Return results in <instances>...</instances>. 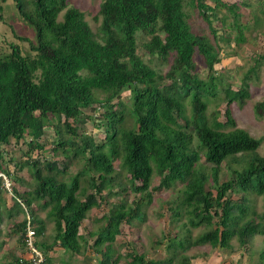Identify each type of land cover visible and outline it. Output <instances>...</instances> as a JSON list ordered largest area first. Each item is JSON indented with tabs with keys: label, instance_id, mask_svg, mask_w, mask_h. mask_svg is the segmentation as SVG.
<instances>
[{
	"label": "trees",
	"instance_id": "1",
	"mask_svg": "<svg viewBox=\"0 0 264 264\" xmlns=\"http://www.w3.org/2000/svg\"><path fill=\"white\" fill-rule=\"evenodd\" d=\"M13 1L17 15L32 28L34 40L16 34L28 41V51L23 52L14 42H9L6 51L0 50V172L11 180L20 179L6 169L4 145L10 139L23 140L25 158L19 165L30 167L33 184L21 194L11 188L10 195L22 210L35 205L29 213L35 237L43 230L36 211L46 210L45 218L53 223L54 243L78 252L87 245L85 235L95 234L91 246L101 254L99 264H118L122 255L114 257L112 247L116 237L127 236L123 227L143 217L142 207L150 203L152 189L169 188L176 181L183 185L181 204L190 224L207 226L194 244L228 249L230 239L236 236L238 250L246 251L252 235L264 237V211L238 224L247 210L246 194L264 195V156L257 151L264 134L251 136L235 126L231 116V103L243 104L249 96L245 78L236 89L224 87L214 68L221 59L213 26L219 7L233 13L236 40L243 39L236 3L102 0L95 34L83 12L67 0ZM187 7L197 9L213 43L208 36L192 31ZM138 32L150 36L143 44L146 53L170 59L165 73L156 71L137 54ZM196 51L207 69L204 78L196 72ZM125 91L129 96L123 99ZM219 99L226 104L224 121L213 113L206 114L208 104ZM85 108L101 109L96 127L104 134L99 142L91 134L78 131L87 118ZM253 108L257 115H264V100ZM46 127H51L57 137L53 152L59 150L65 158H82V167L68 181L59 178L67 166L64 159L41 156L38 151L36 156L30 155L43 148L39 139ZM118 159L130 189L137 195L129 203L124 197L113 203L107 199L124 191L122 183L119 190H113L118 175L113 162ZM201 159L210 165L209 174ZM226 162L239 167L229 166L228 177L220 180L219 168ZM154 175L158 177L156 185L151 184ZM80 178H85L87 190L80 186ZM103 204L107 211L96 219L101 224L91 231L84 224L88 212ZM25 226L26 217L13 224L23 246ZM35 244L45 258L36 238ZM119 245L129 249L130 253L123 255L125 260L129 258L127 264L156 263L135 251L128 238ZM258 256L256 263L248 264H264V251ZM190 259L181 256L178 263L189 264Z\"/></svg>",
	"mask_w": 264,
	"mask_h": 264
},
{
	"label": "rangeland",
	"instance_id": "2",
	"mask_svg": "<svg viewBox=\"0 0 264 264\" xmlns=\"http://www.w3.org/2000/svg\"><path fill=\"white\" fill-rule=\"evenodd\" d=\"M102 0H67L68 4L78 8L83 12L85 20L88 22L93 33L97 34L100 23L99 5ZM206 3L213 5V0H205ZM226 4L236 3V12L239 14L238 23L241 25L243 39L236 40L237 30L232 26L234 20L233 13L225 7H219L216 10V18L213 20V26L216 29V39L218 42V52L220 54V61L214 65L216 73L223 82V86L230 85L233 89L238 88L242 81L246 80L248 83L249 96L244 99L243 104L236 102L231 103V116L235 122V126L245 129L251 136L260 137L264 134V115H257L254 111V104L258 101L264 100V0H221ZM0 50L6 51L9 42L19 44L23 52L28 51V41L19 39L16 34L23 35L34 40V32L30 25L25 23L18 15L15 9V2L13 0H0ZM189 13V25L192 31L204 34L210 38L213 43L214 39L211 36L205 21L198 14L194 7H187ZM61 16V15H60ZM59 16V18H60ZM3 20H1L2 18ZM5 20V21H4ZM11 21L13 24L9 25ZM150 36L141 32L136 35L137 54L156 71L165 73L170 65V59L164 60L156 55H149L146 53L143 44L149 40ZM259 58L256 63L257 57ZM194 63L197 74L204 78L206 76V66L201 55L196 51L194 56ZM254 70L251 71L250 69ZM98 97L103 94L95 92ZM221 95V94H220ZM129 92L125 91L122 98L126 99ZM226 108L225 102L220 99L217 102H210L208 104L206 114L210 116L212 113L220 121H224V110ZM101 109L90 108L83 109V114L87 116L84 123H80L78 131L82 130L91 134L96 142L103 136V129L96 127V122ZM188 112V106H187ZM217 112V113H215ZM92 116V118H90ZM231 129V127H226ZM57 139L54 130L51 127H46L44 135L39 139L43 144L40 151L34 150L30 152L31 157L36 156V152H40L41 156L55 157L64 159L67 163L65 172L59 175L60 179L68 181L81 167L82 158L69 157L65 158L61 151H54V142ZM5 156L4 164L9 174L16 173L20 179L11 180L5 173L0 172V179L3 174L10 182L11 188L16 189L18 193H23L28 188L32 187L33 178L31 176L30 167L27 165L20 166V161L25 158L24 151L26 144L23 140L15 141L10 139L4 145ZM261 156H264V140L257 149ZM202 167L205 173H210V165L201 159ZM115 168V185L113 190H119V186H123L124 191L116 195H110L108 202H116L119 198L124 199L129 203L135 193L129 187V181L125 170L119 167V159L113 162ZM60 168L62 165H59ZM239 167V164L233 162L230 165L226 162L219 168V179L223 180L228 177L230 167ZM80 178V186L87 190V185L84 180ZM158 183V177L154 175L151 180L152 185ZM183 185L176 181L169 188L162 187L158 190L151 191L150 203L143 204V217L134 220L131 226H124L123 231L127 233V238L135 244V251L142 252L145 255L156 259H163V262L155 264H167L170 257L173 258L174 263L177 264L181 260V256H189L193 264H198L203 261H211L218 263L219 260L229 259L232 264H248L256 263L259 259V252L264 251V237L259 234L252 235L248 240L246 251L238 250L237 237L233 236L230 239L231 248H212L209 244L197 245L194 244L195 238L202 232L207 230L206 225L192 226L189 222V215L182 205ZM26 205V202L24 203ZM247 210L242 215L238 224L246 219L256 218L257 214L264 211V195H257L255 192L249 191L246 194ZM35 205L26 207V210L20 209L13 202L10 191L2 184L0 187V254L5 255L13 253V246L18 243V230H13V224L21 221L26 216V211L30 213ZM171 207V208H170ZM108 206L103 204L100 208H92L85 220V227L90 230H96L101 224L100 220H96L107 211ZM177 214L173 216L172 212ZM46 210L37 209L36 215L42 217L47 221L48 229L53 232V223L51 220L45 218ZM233 214H237L233 211ZM167 243H170L167 247ZM183 247H181V246ZM119 247L121 252H129V249L122 246ZM130 253V252H129ZM125 257V256H124ZM124 263L126 264L127 261ZM170 263V262H169ZM168 263V264H169Z\"/></svg>",
	"mask_w": 264,
	"mask_h": 264
},
{
	"label": "crops",
	"instance_id": "3",
	"mask_svg": "<svg viewBox=\"0 0 264 264\" xmlns=\"http://www.w3.org/2000/svg\"><path fill=\"white\" fill-rule=\"evenodd\" d=\"M38 219L42 222L43 230L40 233H38L35 238L37 243H40V248L45 253L46 264H99V261L101 260V254L95 251L94 248L91 246V243L95 238V234L93 236L85 235L87 238V245L82 246L78 252H73L71 250L64 249L58 243H54L52 239L53 232L48 229L47 221H45L42 217H38ZM12 229L14 231L16 230L14 227ZM124 238L126 239L127 236L125 237L117 236L116 241L112 243V247L114 250L113 256L116 257L117 254L122 255L119 259L118 264H125L123 261L124 259H122L124 255V251L123 252L119 251V247L115 248L114 245L121 246L119 245V243L123 242ZM0 247H1V243H0ZM121 248L124 249L125 247L122 245ZM13 249H14L13 253L7 255H5L4 253L0 254V264H16L19 258H24L27 256V252L23 244H21V241L20 244L18 243V246L15 244L13 246ZM146 258L148 260L156 261V263H160V261L163 260L159 258L154 259L148 255H146ZM127 260H129V258L126 259L125 261ZM173 263L174 261L170 262L169 264H173ZM189 264H193L192 259H190ZM198 264H214V263L207 260L205 262L201 261ZM215 264H232V263L229 259H227L226 261L221 259L219 260L218 263Z\"/></svg>",
	"mask_w": 264,
	"mask_h": 264
},
{
	"label": "built area",
	"instance_id": "4",
	"mask_svg": "<svg viewBox=\"0 0 264 264\" xmlns=\"http://www.w3.org/2000/svg\"><path fill=\"white\" fill-rule=\"evenodd\" d=\"M1 175L3 177L2 178V184L4 185V187H6L8 189V191L11 192L10 182L8 181V179L3 174H1ZM20 203L23 205L22 202H20ZM25 210H26V208H25ZM25 217H26V226H25V236L23 238V242H24L25 250L27 252V256L24 258H20L18 261V264H45L44 255L37 248V246L35 244V230L33 229L32 225L30 223L31 216L27 211H26Z\"/></svg>",
	"mask_w": 264,
	"mask_h": 264
}]
</instances>
